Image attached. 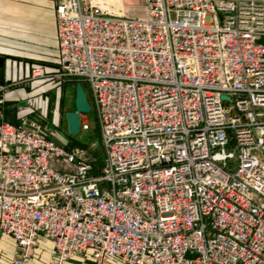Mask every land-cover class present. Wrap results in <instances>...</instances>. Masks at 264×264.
Returning a JSON list of instances; mask_svg holds the SVG:
<instances>
[{
	"label": "built area",
	"instance_id": "obj_1",
	"mask_svg": "<svg viewBox=\"0 0 264 264\" xmlns=\"http://www.w3.org/2000/svg\"><path fill=\"white\" fill-rule=\"evenodd\" d=\"M121 1L53 0L56 72L89 87L99 170L38 118L0 121L11 264L41 237L48 264H264V0Z\"/></svg>",
	"mask_w": 264,
	"mask_h": 264
},
{
	"label": "crops",
	"instance_id": "obj_2",
	"mask_svg": "<svg viewBox=\"0 0 264 264\" xmlns=\"http://www.w3.org/2000/svg\"><path fill=\"white\" fill-rule=\"evenodd\" d=\"M34 43L37 45H45L46 43L53 45L54 52L52 51L49 54L54 57L49 58V60L54 62L56 66L51 65L49 67L56 71L59 60V47L56 10L53 0H0V55L5 58L4 85L0 87V98L7 101L0 105V109L3 110L0 121L18 122L22 116L31 112V116L46 123L43 117H38L37 111L34 109L27 111L18 106L17 101L24 93L5 90L8 82L15 79L18 73L22 75L24 69L22 57L28 56L29 51L27 50ZM28 63H25L26 70L29 68ZM25 95L28 96L27 91ZM15 246V240L0 231V264H11ZM50 254L51 242L41 237L36 248V257L28 264H48ZM68 264L89 263L75 258L71 259ZM110 264L122 263L113 261Z\"/></svg>",
	"mask_w": 264,
	"mask_h": 264
},
{
	"label": "rangeland",
	"instance_id": "obj_3",
	"mask_svg": "<svg viewBox=\"0 0 264 264\" xmlns=\"http://www.w3.org/2000/svg\"><path fill=\"white\" fill-rule=\"evenodd\" d=\"M108 1L115 2L119 6L123 4L121 0ZM53 48V45L49 43L45 45H37L35 43L30 45L27 50L29 51L27 54L28 56L22 57L24 61L22 75L18 73L15 79L8 82L5 90L24 93L17 101L18 106L27 111L32 109L37 111L38 117H43V120H46V124L56 129L57 139L59 141L63 142L68 147H76L78 145H68L69 139L66 133L67 120L65 116L66 113L71 110L75 102V86L70 84V82L61 80L57 72L49 67L51 65L56 66L54 62L49 60V58L51 59L54 57L52 54H49L53 51ZM26 62H29V68L27 70L25 65ZM35 66L44 67L45 75L33 78L31 70ZM26 91L28 96L25 95ZM30 113L27 115H30ZM81 117L91 124L88 114H82ZM100 146L103 149L101 137Z\"/></svg>",
	"mask_w": 264,
	"mask_h": 264
},
{
	"label": "trees",
	"instance_id": "obj_4",
	"mask_svg": "<svg viewBox=\"0 0 264 264\" xmlns=\"http://www.w3.org/2000/svg\"><path fill=\"white\" fill-rule=\"evenodd\" d=\"M70 84L75 86V93H76L77 82H70ZM83 86L88 94L90 103H92L90 99L88 85L83 83ZM6 102L7 101L5 100L4 103ZM73 110H75V102L73 103V106L70 111ZM88 116L92 124L90 129L86 131L81 130L78 135L72 136L68 133V128H67L66 133L69 139L68 145L70 146L78 145L83 148H89L90 152L93 155L96 169L99 170L103 165L104 151L100 146L99 126H98L95 110L93 109L92 112L88 114Z\"/></svg>",
	"mask_w": 264,
	"mask_h": 264
},
{
	"label": "water",
	"instance_id": "obj_5",
	"mask_svg": "<svg viewBox=\"0 0 264 264\" xmlns=\"http://www.w3.org/2000/svg\"><path fill=\"white\" fill-rule=\"evenodd\" d=\"M5 58L0 55V87L4 85ZM223 98L228 99L227 96ZM93 106L89 101L88 94L81 82L76 85L75 110L66 113L68 133L72 136L78 135L81 131V114H89Z\"/></svg>",
	"mask_w": 264,
	"mask_h": 264
}]
</instances>
